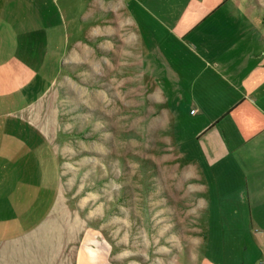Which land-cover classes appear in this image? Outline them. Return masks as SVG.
<instances>
[{
  "label": "rangeland",
  "instance_id": "1",
  "mask_svg": "<svg viewBox=\"0 0 264 264\" xmlns=\"http://www.w3.org/2000/svg\"><path fill=\"white\" fill-rule=\"evenodd\" d=\"M213 2L221 0H31L51 20L58 11L68 41L32 113L56 150L57 200L28 247L0 244V264H264L239 226H210L180 85L147 47L162 20ZM221 3L253 16L264 42V0ZM17 124L19 140H41ZM11 215L1 201L0 217Z\"/></svg>",
  "mask_w": 264,
  "mask_h": 264
},
{
  "label": "crops",
  "instance_id": "2",
  "mask_svg": "<svg viewBox=\"0 0 264 264\" xmlns=\"http://www.w3.org/2000/svg\"><path fill=\"white\" fill-rule=\"evenodd\" d=\"M221 2L162 20L147 47L180 85L175 96L194 130L185 140L206 180L210 226H239L244 247L263 257L264 42L253 16ZM48 16L31 9V0H0V203L10 201L12 210L0 217V244L20 250L57 200L56 150L32 116L59 75L68 42L58 11ZM20 122L41 140H19Z\"/></svg>",
  "mask_w": 264,
  "mask_h": 264
}]
</instances>
